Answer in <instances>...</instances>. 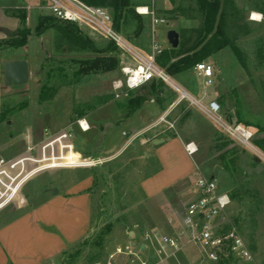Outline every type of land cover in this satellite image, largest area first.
Segmentation results:
<instances>
[{
  "label": "rangeland",
  "instance_id": "1",
  "mask_svg": "<svg viewBox=\"0 0 264 264\" xmlns=\"http://www.w3.org/2000/svg\"><path fill=\"white\" fill-rule=\"evenodd\" d=\"M233 1L235 7L230 0L223 4L225 30L231 42L243 52L246 66L237 61L229 47L205 60L215 69L212 85H206L205 78L194 67L172 77L204 103L212 99L219 103L222 100L228 102L220 113L230 122H237L234 103L235 93H238L247 113L246 119L253 122L259 120L264 126V0ZM12 2L26 11L25 26L31 29V34L26 45L7 55L27 60L30 78L24 84H8L5 78L6 62L3 64L0 50L1 155H16L24 149L27 128L33 129L36 140L42 138L45 128L52 131L67 128L73 130L76 150L81 151L82 157L104 160L96 165L45 170L35 174L27 183L30 195L40 191L50 196L55 189L58 190V186L64 190L76 180L86 178L88 181L92 213L87 236L51 264H130V260L121 254L111 258L116 247H124L129 242L142 239L149 229L168 230L170 226H176V216L182 215L192 198L198 175L196 166L203 174L215 177L219 189L229 194L231 203L228 213L252 250L253 264H264V162L231 140L198 106L188 99L180 100L181 93L167 83L157 82L152 86L149 82L132 90L123 88L119 90L120 97H116L114 83L125 79L122 63H133L128 54L112 44L111 50L105 55L118 57L117 67L110 71L83 74L80 72L83 63L104 55L101 51L110 40L88 25H79V33L91 39L99 51L88 47L78 48L61 30L63 26L68 27L67 23L61 21L57 23L62 27L50 28L38 36L36 32L40 16L51 15L47 2L9 0L7 4ZM132 2L135 4V14L128 15L123 21L121 33L145 54L152 53L154 43L164 48L172 47L167 38L169 30H176L181 41L186 29H198L202 22L196 0ZM2 3L3 0H0V9ZM146 3L164 21L154 24L152 14L140 13L139 8L146 7ZM107 8L114 17L112 9ZM253 12L261 15L260 20L252 19ZM138 22L144 24L140 33L136 31ZM196 35L189 37L194 39ZM11 37L4 39L7 42L5 46H10L8 42ZM153 90H157L159 98L152 95ZM141 94L150 95L156 111L148 108L152 112L149 114L147 106L142 108L137 126L145 128L148 133L145 138L136 139L129 136L127 131L126 126L129 124L125 123V105L128 99ZM166 112L169 113L167 119L174 122L175 128H167L164 121L160 122ZM185 113L188 116L183 120ZM83 115L93 122L92 133L82 132L77 126L76 120ZM157 122L158 130L154 129L156 126L151 128ZM251 129L255 131V138L264 137V130ZM159 137H177L184 145L194 142L198 151L190 157L178 140L163 146L160 152L162 158L159 155V143L153 141ZM224 139L230 140L232 144L219 147ZM112 146L118 149L109 151ZM75 158L77 161L80 159L76 155ZM193 161V176L178 186L176 191L180 189L181 193L179 191L180 194L172 197L175 214H165L156 201L146 199L144 183L158 175L166 166L165 162L168 166L166 173L170 178L177 171H192ZM236 191L240 192L233 197L232 193ZM83 220L82 212V232ZM109 224L112 228L107 231ZM147 255L142 253V256ZM198 256L197 249L188 244L185 253L180 254L178 259L182 264H197ZM171 264L180 263L173 260Z\"/></svg>",
  "mask_w": 264,
  "mask_h": 264
},
{
  "label": "built area",
  "instance_id": "2",
  "mask_svg": "<svg viewBox=\"0 0 264 264\" xmlns=\"http://www.w3.org/2000/svg\"><path fill=\"white\" fill-rule=\"evenodd\" d=\"M50 13L62 21L88 25L114 41L124 54H128L131 62L122 63L124 81L114 83L120 97V91L136 89L153 79H162L173 89L181 93L180 100L188 99L208 116L216 126L231 140L252 152L264 162V150L254 142V133L242 123L230 122L222 115V105L217 100L204 103L184 87L156 61V57L164 47L154 43L151 54H145L136 48L123 34L114 27V17L107 7L96 6L83 0H45ZM30 8V6H29ZM142 14H152L153 22L157 24L164 18L157 17L154 10L146 6ZM195 70L205 78L206 85L213 84L214 67L207 61L198 62ZM120 90V91H119ZM221 111V113H220ZM169 113L160 118L167 128H175L174 122L167 119ZM82 131L90 126L86 119L77 120ZM73 130L63 128L58 131L44 129L43 136L36 140L32 132L25 135L24 149L12 156L0 155V211L16 202L26 182L35 174L55 168H76L103 163L102 158H84L89 165L76 163L71 165L65 159L66 154L76 151ZM186 152L193 156L198 147L194 142L185 144ZM194 183V196L185 206L181 215L180 225L174 232H165L152 228L144 233L138 241L129 242L126 246H117L111 258L121 254L130 264H171L173 260L181 261L178 256L185 253V246L191 244L199 252L197 264H220L229 259L232 264H253V253L243 236L237 230L233 219L228 213L231 198L228 193L219 189L217 179L200 172ZM136 243V244H134ZM144 245V248L142 247ZM142 253H148L142 256ZM193 264V263H187Z\"/></svg>",
  "mask_w": 264,
  "mask_h": 264
},
{
  "label": "crops",
  "instance_id": "3",
  "mask_svg": "<svg viewBox=\"0 0 264 264\" xmlns=\"http://www.w3.org/2000/svg\"><path fill=\"white\" fill-rule=\"evenodd\" d=\"M7 1L9 0H3L0 9V40L17 35L16 33L9 36L4 32V29H9L14 33L16 30L19 31L21 26L19 18L14 14L15 9H18L17 4L15 5L13 2L7 4ZM18 48L5 45L0 48L2 51L3 64L11 60H18V58H11L7 55ZM151 101L150 99L146 100L140 108L125 120V123L129 124V126H126L129 136L131 135L136 139L145 138V136H147L146 134L148 132L146 129L142 127L139 128L137 122L140 120V111H142V108H146L147 106L146 111H148L149 114H152V112L151 109L148 110V108H152L153 111H156ZM225 103L228 105V102ZM81 118L86 119L90 126L87 131H82L78 126L77 120ZM78 119L76 120V124L79 129L82 132L92 133L93 122L88 120L84 115ZM153 126H156L154 129L158 128V122L156 125H152L151 128H153ZM27 132L33 133L34 131L32 128H27L26 133ZM156 140L161 141L156 142ZM178 140L182 143L181 139L177 137H159L153 139L154 143H159V155L162 158L163 155L160 152L163 146L165 147L176 143ZM182 145L186 152L185 145L183 143ZM112 149L117 150L118 147L112 146L109 151ZM76 151V153L82 156L81 151ZM89 152H91V150ZM76 153L72 150L66 154L65 159L71 164L69 166L86 162V160L83 161L80 156L78 157ZM75 155L77 158H80V162L77 161ZM187 155L189 154L187 153ZM193 163L194 168L192 171H177L175 175L169 178L166 173L168 166L165 162L164 165L166 166L163 170L144 183L143 189L146 194V199L151 202L156 201L155 203L157 206L161 208L165 214H175L176 210L172 197L175 194H180V189L176 191V188L185 180L189 179L190 176H193L195 162L193 161ZM28 182L23 186L19 199L0 211V264H51L73 244L80 242L87 236L92 213V203L86 178L76 180L69 184L64 190L58 186V190L55 189L54 193H51L50 196H46V193L40 191L30 195L26 188ZM61 190L63 191L61 192ZM193 196L194 186L192 191V197ZM82 212L84 214L83 232L81 229ZM180 220L181 216H176V226L172 225L170 229L167 227L168 230L164 228L159 229L165 232H174L179 227ZM172 223L174 224V222Z\"/></svg>",
  "mask_w": 264,
  "mask_h": 264
},
{
  "label": "trees",
  "instance_id": "4",
  "mask_svg": "<svg viewBox=\"0 0 264 264\" xmlns=\"http://www.w3.org/2000/svg\"><path fill=\"white\" fill-rule=\"evenodd\" d=\"M88 4L109 7L114 13V27L121 32L122 23L128 15L133 16L135 13V4L132 0H83ZM198 4V9L202 15V22L198 29H186L184 32V38L180 41L179 46L174 48H164L163 51L156 57L157 63L162 67L166 68V71L172 75H178L184 73L187 70L195 68L198 62L205 61L206 59L213 58V56L220 50L224 48H231L233 53L239 63L246 66V59L243 52L238 46L231 42L230 38L226 34L225 30V20H224V2L229 0H196ZM233 4L234 1L230 0ZM149 6V3H146ZM235 7V4H234ZM173 12V11H170ZM14 14L19 18L21 26L16 36L11 37V41L8 42L10 46L18 48L24 46L28 42V36L31 34V29L26 27L27 14L25 10L20 8L16 9ZM58 21L67 23L68 27L63 26L65 36L69 39L72 44H75L78 48H92L94 51H99L97 45L91 41V39L84 37L79 33V25L72 22L62 21L55 17L54 15L40 16L39 23L37 25L38 36L44 34L47 30L53 27L59 26ZM59 26V27H62ZM58 28V27H57ZM144 29L143 22H138L137 32L140 33ZM194 39H190L189 36L196 34ZM5 40H0V48L6 44ZM112 44L116 45L114 41H110L108 46L105 47L101 52L104 55H99L94 59L84 62L80 72L83 74H89L91 72L99 71H110L117 67L119 63V58L112 55H105L106 52L110 51ZM117 46V45H116ZM118 47V46H117ZM157 82L166 83L162 79H153L150 81L151 85H156ZM149 83V82H148ZM147 84V83H146ZM157 90H153V94L158 97ZM150 99V95H137L128 99L126 103V117L132 115L142 104ZM221 105L226 108L227 105L225 100H222ZM235 115L238 123H242L250 129L253 127L258 131H263L264 126H261L259 120L253 122L246 119L247 113L242 107L241 97L238 93H235ZM188 116V113L183 115V120ZM255 134V131L251 129ZM256 145L264 150V137L263 138H253ZM232 142L228 139H224L218 146L225 147ZM240 192V191H239ZM239 192H233L232 196L236 197ZM112 225H107V231H110ZM220 264H232L229 259H224Z\"/></svg>",
  "mask_w": 264,
  "mask_h": 264
},
{
  "label": "water",
  "instance_id": "5",
  "mask_svg": "<svg viewBox=\"0 0 264 264\" xmlns=\"http://www.w3.org/2000/svg\"><path fill=\"white\" fill-rule=\"evenodd\" d=\"M4 32L11 36L12 34L18 33V30H16L14 33H12L9 29H4ZM167 38L170 43V45L174 48L179 46L180 43V37L179 33L171 29L167 33ZM5 78L6 82L8 84L16 83V84H24L29 81L30 78V70H29V63L25 59H18V60H11L6 62L5 64ZM161 140H156V142H159ZM217 174V171L215 172ZM57 192V191H55ZM136 244V243H134ZM144 248V245H142Z\"/></svg>",
  "mask_w": 264,
  "mask_h": 264
},
{
  "label": "bare ground",
  "instance_id": "6",
  "mask_svg": "<svg viewBox=\"0 0 264 264\" xmlns=\"http://www.w3.org/2000/svg\"><path fill=\"white\" fill-rule=\"evenodd\" d=\"M141 10H142L143 12H145V11H146V8H145V7H141ZM260 18H261V15H260L258 12H253L252 19H254V20H260ZM76 155H77L78 157L80 156L79 153H76ZM83 163H84V162H83ZM87 164H89V163H87Z\"/></svg>",
  "mask_w": 264,
  "mask_h": 264
}]
</instances>
